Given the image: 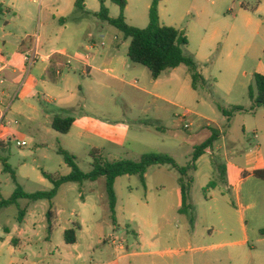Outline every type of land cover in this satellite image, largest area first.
<instances>
[{"label": "rangeland", "instance_id": "1", "mask_svg": "<svg viewBox=\"0 0 264 264\" xmlns=\"http://www.w3.org/2000/svg\"><path fill=\"white\" fill-rule=\"evenodd\" d=\"M151 1L131 0V9L133 11L137 9L138 13L143 14L144 8ZM258 1L161 0L162 16L166 25H177L186 32L187 36V30L191 29V44L185 52L195 57L194 52L198 50L200 42L198 35L191 27V8L203 7L207 12L205 26L209 24L208 19H212V26L220 28L222 35L233 25L240 26L242 17L237 18L236 16L243 4L255 6ZM11 3V0H0V53H3L4 63L8 62L10 54L16 51L26 35L36 37L38 35L43 41L47 39V28L41 26L47 24V19H40L41 11L44 10L43 1L17 0V8H13ZM118 10V6L110 4L111 15L114 16ZM255 19L259 20V15L255 16ZM64 20L69 22V29L62 41L58 42V46L61 50H66L67 57L77 58V56L89 55L92 58L94 54L96 61L101 63L102 57L105 58L108 52L118 48L122 58L128 59L130 40H125L123 34L116 28L96 20L92 14L83 15L77 9L64 15ZM102 27H105V30ZM90 33H92L91 38L94 36L95 42L91 41ZM8 34L10 35L7 36ZM36 37L34 38L35 43ZM94 43V51L88 52V48ZM44 47L47 50V44ZM40 54H44L41 49ZM218 58L217 51L200 55L199 58L195 57L207 78V88L197 91L192 88V80L186 66H183L181 72L176 74L177 78H174L173 73L175 72L173 71L163 74L155 87L147 68L129 62L132 67H136V70L129 73L124 85H120L109 81L102 75L94 78L82 76L78 72L79 69H76L77 62L73 59L72 75L77 76L76 79L80 82L82 91L78 92L75 87V94L79 95V100L75 103L76 110L68 115L75 118L82 114L81 116L86 118L87 113V118L92 123L91 132L87 133L83 139L79 138L77 130L69 135H58L56 132L48 134L45 130L38 132L36 129H26L29 124L27 116L15 115L14 119L8 117V121L11 119L10 122L13 123L8 126L11 132L0 140L3 142L0 145V199H9L17 189L11 174L5 170V165L10 166L16 173L20 167L25 166L22 169V177L20 179L18 177V182L26 193L50 191L53 186L44 178L43 172L54 178H60L69 175L71 171L59 154L60 149L75 154L79 167L86 173L92 170L94 161L91 153L95 148L101 149L104 159L107 160L138 161L144 154L156 153L170 155L180 166H187L191 162L195 148L203 144L210 136L208 125L217 129L218 125L224 121L219 106L229 108L233 104L251 105L248 93L240 84L235 86L231 96L225 94L221 79L220 85L218 84V78H220L216 70ZM38 68L39 65L33 68L29 75L24 76V79L27 76L26 88L29 78L34 77L36 81V93L28 102H32L40 111L47 112V109L51 111L54 108L47 101L57 95L42 87L45 80L40 77ZM92 81L96 82L91 84ZM88 83L92 85V89H89ZM20 104L21 100L17 99L12 106V111ZM6 105H0V112L7 111L9 106ZM31 115L33 119L37 118V122L42 123L36 113ZM16 121L17 125L14 124ZM186 125L190 126L189 130L185 129ZM3 132L5 129L1 126L0 135ZM233 132H235L233 133L234 139L238 141L239 153L245 152L246 148H252L248 144L251 135L243 133V122L235 124ZM23 141H26L27 146L19 147L18 142ZM219 156H216V160L222 165V158ZM209 162H214L211 156H207L202 161L203 172H208ZM214 166L215 173L211 187L202 190L193 186L194 189L191 191V203H193V208L197 207L198 211L202 208L201 203L206 196L209 199L213 195L211 193L216 185L225 189L222 169L215 164ZM192 176L194 177L195 174ZM148 177V188L139 176H125L118 180V196L125 206L119 230H116L110 221H107L109 228L106 230L104 207L100 197L103 193L105 179L95 183L86 182L83 186L68 184L53 202L58 208L62 207L65 210V218L74 220L75 218L70 216L71 210L74 208L79 212L76 199L80 193L83 194L88 197L89 205L85 216L92 218L95 214L97 215V228L93 237L98 242L99 249L109 245L104 243L105 236L109 232L111 235L107 236L108 243L111 242L109 237L113 236L118 243L128 241L130 246L128 254L142 252L141 248L132 247L136 243L134 234L139 233L140 229L144 230L150 241L158 239L160 234H166L163 229L165 222L162 218L163 213L167 212L169 215L170 224L167 226L169 233L182 232L184 226L176 212L177 207H181L179 174L169 166L152 167L148 171ZM225 194L230 193L225 192ZM232 200L235 202L234 198ZM27 203L31 202L24 201L21 205L22 210ZM48 205L47 201H40L36 202L34 208L44 215ZM12 211L20 213L17 208ZM196 224L199 230L201 224L200 222ZM251 226H253L252 223H250ZM201 234V230L196 233L192 232L195 242L203 239ZM238 239L239 236L234 234L232 238H227L225 241L233 242ZM201 246V244H194L193 251L188 250L186 255L209 256L206 250L200 249ZM109 250L114 253L113 248L109 247ZM214 251L216 255L221 256L230 250L220 248ZM125 261L126 263L132 261L135 264L134 262L138 259L127 258Z\"/></svg>", "mask_w": 264, "mask_h": 264}, {"label": "crops", "instance_id": "2", "mask_svg": "<svg viewBox=\"0 0 264 264\" xmlns=\"http://www.w3.org/2000/svg\"><path fill=\"white\" fill-rule=\"evenodd\" d=\"M11 1V6L17 8V0ZM29 1L36 2V0ZM41 1L44 3V10L41 11L40 19H47V24L41 26L47 28V39H44V41L40 39L38 46L39 53L40 49L44 53L42 55L43 60L37 63L34 68L39 65L40 77L45 80L42 87L57 95V97H51L47 101L54 109L51 111L47 109V112H43L32 102H28L36 93L34 77L29 78L27 88L24 86L18 98H14L26 75L24 55L30 53L36 47L35 35H26L25 38H22L21 44L16 51L10 54L8 62H5L8 67L1 75L4 83L0 84V105L7 104L6 106H10L6 123L11 124L10 121L15 118V115H23L27 116L29 121L26 129H36L38 132L45 130L48 134H51V132H56L52 129V123L56 116H69V113L76 110L75 103L79 100V95L75 94V87H77L78 92L82 91V86L76 79L77 76L72 75L73 64L67 66L68 55L65 52L66 50H61L58 46V42L62 41L69 29V22L64 20V15L70 14L76 9L78 0ZM130 1L127 0L128 5L125 11L128 24L140 29L147 28L153 0L146 5L143 14L138 13L137 9L133 11ZM85 2L87 10L92 15L100 12V0H85ZM110 4H113L112 1L106 0L105 5L109 12ZM146 13H148V17H146ZM159 13L163 25L181 30L177 25H166L164 23L161 2ZM119 15L120 9L114 16L110 14V17L118 18ZM190 15L192 16L191 27L194 33L198 35L200 42L198 50L194 52L195 57L199 58L200 55L212 54L217 51L219 58L216 61V70L220 75L218 84L220 85L221 79L225 94L231 96L238 84L248 93L249 87L254 83V76L256 74L264 76V0H259L255 6L243 4L236 16L237 18L242 17L240 26L233 25L222 35L220 28L212 26V19H208L209 24L205 26L207 12L203 7L191 8ZM257 15H259V20L255 19ZM102 29L105 30V27H102ZM187 33L190 46L191 29H188ZM89 37H92V33L89 34ZM91 41L95 42L94 36ZM46 44L47 50L44 47ZM94 48L95 43L87 51L92 53ZM2 54L1 52L0 61L4 62ZM87 56L74 58L77 62L76 69H79L78 72L84 77L94 78L102 75L111 82L124 85L129 73L136 70V67L130 65L129 58H122L118 48L108 52L105 58L102 57L101 63L96 61L94 54L92 58ZM182 68L183 66L172 70L175 72L173 73L174 78L178 77L176 74L180 73ZM58 71L61 72L60 75L57 73ZM201 73L204 76L202 70ZM161 78L162 76L153 81L155 87H157ZM204 78L207 79L205 76ZM93 82L96 81H92L91 84ZM91 84H87L89 89H92ZM17 99L21 100V104L12 111V106ZM81 100L83 99L81 98ZM234 106L245 107L248 111L236 114L229 125L228 119L224 117V121L218 125L217 129L215 128L221 133L220 138L198 160L197 171L194 173V188L199 187L204 190L212 183L215 164L219 169H222L225 189L216 185L211 193L213 195L209 199L206 196L202 201L200 211L194 206L189 214H183L180 211L182 207L181 195V207H177L176 212L180 220L183 221L182 232L169 233L167 226L170 224V220L168 219V213L165 212L162 218L165 219L163 229L166 234H160L159 238L154 241L149 240L144 230L140 229L139 233L134 234L136 243L132 247L141 248L142 252L128 254L130 246L127 240L119 242L118 245L108 243L107 236L108 234L111 235L109 232L104 240V243L109 245L99 249L98 242L93 237L97 228V215L95 214L92 218L85 216L89 206L88 197L79 194L76 199V207L79 212L73 208L70 216L75 219L71 220L65 218V210L62 207L58 208L53 202L57 200L58 193L52 202L47 201L48 206L55 210L53 211L55 216L50 224L47 215L49 207L43 215L35 210L36 202L25 205L23 210L26 213L22 222L19 221V214L12 210L17 208L20 212L22 210L21 205L28 200H20L18 204L0 211V264H133L132 261L126 263L127 258L138 259L134 262L135 264H264V235L261 234V231L264 230V108H258L254 112H249L251 105L233 104L229 108H222L229 110ZM2 113L4 112H0V117ZM33 113L37 114L42 123L37 122V118L33 119L31 117ZM81 115L75 117L74 126L69 134L77 130L79 138L83 139L87 133L91 132L92 123L87 118V113L86 118ZM8 117L11 118L10 121H8ZM241 122H243V133L251 135L248 144L252 148H246L245 152L239 153L237 150L238 141L233 136V133H235L233 128L235 124ZM208 127L211 132L212 126L208 125ZM156 129L161 130L162 128ZM10 132L9 127L5 128V132L0 135V140ZM56 134L59 135L58 132ZM2 144L1 141L0 145ZM95 149L101 151L99 148ZM237 153L239 154L237 155ZM217 155L222 158V165L217 163ZM207 156H211L214 162H209L208 172H203L201 163ZM24 167H20L17 173L19 179L22 177ZM121 178H118L115 184L117 194L115 222L111 219L109 201L105 192L106 181L103 193L100 195L104 207L106 226L107 221H110L116 230L121 227L120 221L123 220L125 211V206L120 201L117 189L118 180ZM148 181L147 173L146 188H148ZM67 186L68 184L64 185L60 191ZM225 192L230 194H225ZM197 222L201 224L199 230L202 231L201 237L203 239L195 242L192 232L199 231ZM250 223L253 226L250 227ZM106 228L108 230L109 227ZM67 231L75 232V244H67L65 239ZM234 234L239 236L237 241H225L227 238H232ZM196 243L201 244L200 249L206 250L209 256H187V251L192 252V246ZM109 247L113 248L114 253L109 250ZM220 248H229L230 251L221 256L216 255L214 250ZM260 248L263 249L259 250Z\"/></svg>", "mask_w": 264, "mask_h": 264}, {"label": "trees", "instance_id": "3", "mask_svg": "<svg viewBox=\"0 0 264 264\" xmlns=\"http://www.w3.org/2000/svg\"><path fill=\"white\" fill-rule=\"evenodd\" d=\"M111 1L120 9L118 18L110 17L109 9L105 5L106 0H100L101 10L93 16L97 20L116 28L123 34L125 40H130L128 50L130 62L147 68L153 80L159 79L166 72H170L181 66H186L191 76L194 90L197 91L201 88H207V81L201 73V68L197 60L193 55H188L185 52L189 46V38L186 32L162 24L159 13L161 0H153L149 11V25L145 29L128 24L125 16L128 5L127 0ZM76 9L81 11L83 15H91L87 10L85 0H78ZM248 94L252 102L249 112H254L258 108H264L263 75L256 74L254 76V83L249 87ZM219 109L223 116L228 119V125L236 114L248 111L245 107L241 106H234L229 110L219 106ZM74 123L75 118L73 117L56 116L52 123V129L59 134L67 135L71 132ZM211 132V136L203 144L195 148L191 162L185 167L180 166L173 157L167 154H144L138 161H113L104 159L100 150L93 149L91 153L94 161L92 163V170L86 173L79 167L75 154L60 149L59 154L64 158L66 165L70 168V174L60 178H54L43 172L44 178L53 185V189L35 194L26 193L18 182L15 170L5 165V170L11 174L17 189L9 199H2L0 201V211L18 204L20 200H28L30 202L46 200L52 202L64 185L71 183L83 185L86 182L95 183L101 179H105V192L109 201L111 219L115 222L117 206L116 180L124 176H139L143 184L146 185V175L152 167L169 166L179 174L182 195V207L180 211L183 214H189L193 210L191 191L194 186V177L192 175L197 171V162L205 154L206 150L214 146L215 142L221 136V133L216 129H212ZM209 187L211 186L209 185ZM25 213L26 211L24 210L20 211V222H22ZM47 215L50 224L55 216L52 208L49 209ZM261 234L264 235V230L261 231ZM65 239L68 245L75 244V232L67 231L65 233Z\"/></svg>", "mask_w": 264, "mask_h": 264}, {"label": "built area", "instance_id": "4", "mask_svg": "<svg viewBox=\"0 0 264 264\" xmlns=\"http://www.w3.org/2000/svg\"><path fill=\"white\" fill-rule=\"evenodd\" d=\"M35 41H36V47L30 53H27V54L24 55V61H25V64H26V75H29L30 72L32 71V69L35 67V65L43 60V56L39 53V46L38 45H39V42H40V38H39L38 35H37ZM91 49H93V47H91ZM87 57L89 58V56H87ZM73 59L74 58H71V57L67 58V66H71L73 64ZM7 67L8 66H7L6 63L0 61V84L4 83L3 79L1 78V75L6 71ZM57 73L60 75L61 72L58 71ZM26 78H27V76L22 81L21 85L18 87L17 93H16L14 98H18V96L20 95L21 90L25 86ZM13 101H14V99H13ZM9 109H10V106L8 107L6 112L2 113V115L0 117L1 118L0 119V127L4 126V129L7 128L10 125V123H6V118H7L6 116H7V113L9 111ZM14 124L17 125L18 122H15ZM185 129L189 130L190 126L186 125ZM18 146L19 147H26L27 143L25 141H23L22 143L18 142ZM109 238H110V241H111L112 244L118 245V241L116 239H114L113 236H111Z\"/></svg>", "mask_w": 264, "mask_h": 264}]
</instances>
